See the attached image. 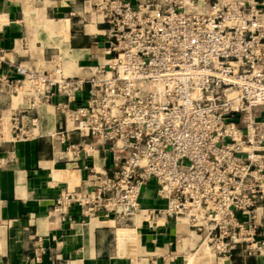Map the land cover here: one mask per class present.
I'll return each instance as SVG.
<instances>
[{
	"label": "built area",
	"instance_id": "obj_1",
	"mask_svg": "<svg viewBox=\"0 0 264 264\" xmlns=\"http://www.w3.org/2000/svg\"><path fill=\"white\" fill-rule=\"evenodd\" d=\"M89 1L104 25L105 64L89 78L66 75L60 55L49 69L15 68L14 93L27 103L13 115V139L31 137L37 119L28 112L60 93L65 127L55 136L66 142L78 131L118 152L112 174L101 173L93 190L63 194L55 211L77 206L86 216L106 211L129 221L154 179L166 214L187 220L214 254L243 244L264 252L256 224L264 203V4Z\"/></svg>",
	"mask_w": 264,
	"mask_h": 264
},
{
	"label": "crops",
	"instance_id": "obj_2",
	"mask_svg": "<svg viewBox=\"0 0 264 264\" xmlns=\"http://www.w3.org/2000/svg\"><path fill=\"white\" fill-rule=\"evenodd\" d=\"M102 29L89 0H0V264H264V252L249 253L244 244L231 255L214 254L187 220L166 214L154 179L129 221L106 211L86 216L77 206L55 211L63 194L93 190L101 173L112 174L118 152L78 131L66 142L55 136L65 127L60 93L28 112L37 119L31 137L13 139V115L27 103L14 93L15 68L49 69L60 55L66 75L89 78L110 58ZM71 144L85 149L68 151ZM256 214L264 238V203Z\"/></svg>",
	"mask_w": 264,
	"mask_h": 264
}]
</instances>
